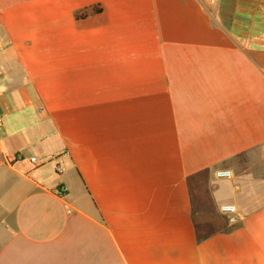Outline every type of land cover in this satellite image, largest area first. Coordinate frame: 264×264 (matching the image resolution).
<instances>
[{
	"label": "crops",
	"instance_id": "crops-1",
	"mask_svg": "<svg viewBox=\"0 0 264 264\" xmlns=\"http://www.w3.org/2000/svg\"><path fill=\"white\" fill-rule=\"evenodd\" d=\"M0 119V264H264V0H0Z\"/></svg>",
	"mask_w": 264,
	"mask_h": 264
},
{
	"label": "built area",
	"instance_id": "built-area-1",
	"mask_svg": "<svg viewBox=\"0 0 264 264\" xmlns=\"http://www.w3.org/2000/svg\"><path fill=\"white\" fill-rule=\"evenodd\" d=\"M201 1H212V0H201ZM2 125V120L0 119V126ZM34 160V159H33ZM217 177L219 178H229L231 177V173L226 170H221L217 172ZM65 188L60 186L57 190L56 193L58 195H64L65 194ZM221 212L226 215H230V221H239L243 219L242 213L236 208L234 205H223L221 207Z\"/></svg>",
	"mask_w": 264,
	"mask_h": 264
}]
</instances>
